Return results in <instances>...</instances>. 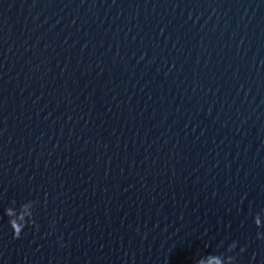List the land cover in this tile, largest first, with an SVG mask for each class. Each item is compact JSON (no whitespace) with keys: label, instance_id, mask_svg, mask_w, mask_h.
I'll list each match as a JSON object with an SVG mask.
<instances>
[{"label":"water","instance_id":"obj_1","mask_svg":"<svg viewBox=\"0 0 264 264\" xmlns=\"http://www.w3.org/2000/svg\"><path fill=\"white\" fill-rule=\"evenodd\" d=\"M0 264H264V0H0Z\"/></svg>","mask_w":264,"mask_h":264},{"label":"clouds","instance_id":"obj_2","mask_svg":"<svg viewBox=\"0 0 264 264\" xmlns=\"http://www.w3.org/2000/svg\"><path fill=\"white\" fill-rule=\"evenodd\" d=\"M13 235H17L16 233H14Z\"/></svg>","mask_w":264,"mask_h":264}]
</instances>
